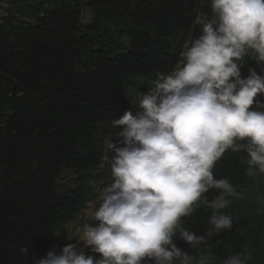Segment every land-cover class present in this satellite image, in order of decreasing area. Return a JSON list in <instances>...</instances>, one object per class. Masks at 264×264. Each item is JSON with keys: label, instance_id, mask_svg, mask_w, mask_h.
Returning a JSON list of instances; mask_svg holds the SVG:
<instances>
[{"label": "trees", "instance_id": "trees-1", "mask_svg": "<svg viewBox=\"0 0 264 264\" xmlns=\"http://www.w3.org/2000/svg\"><path fill=\"white\" fill-rule=\"evenodd\" d=\"M0 15V264H33L57 253L109 178L107 138L118 144L113 119L139 110V93L182 63L202 32L211 0H5ZM85 8L92 12L82 21ZM241 78L264 65L245 56ZM257 100L264 101V94ZM256 106L253 105V108ZM264 110V109H261ZM119 146V144H118ZM113 155L108 153L109 159ZM247 153L226 151L213 169L236 191L221 211L233 226L197 247L177 230L173 242L212 264L236 253L264 264V177L249 178ZM222 190L204 194L209 201ZM203 199V198H202ZM202 201L181 224L199 235L213 226ZM28 246L29 257L19 252ZM97 259L100 257H96ZM143 264H154L145 260Z\"/></svg>", "mask_w": 264, "mask_h": 264}, {"label": "clouds", "instance_id": "clouds-1", "mask_svg": "<svg viewBox=\"0 0 264 264\" xmlns=\"http://www.w3.org/2000/svg\"><path fill=\"white\" fill-rule=\"evenodd\" d=\"M211 10L196 16L202 34L181 53L180 66L159 73L154 86L139 93L135 114L112 120L122 139L108 145L110 182L77 228L76 243L32 256L33 264H212V256H190L173 238L179 230L197 247L232 228V216L221 210L239 193L213 174L226 151L246 152L245 175L264 177V101L256 99L264 94V67L261 74L250 67L241 78L238 63L247 56L264 65V0H211ZM210 189L222 191L209 201ZM201 201L213 210V227L198 236L181 218ZM89 247L100 258L86 255ZM19 252L31 255L28 246ZM250 258L236 253L222 264Z\"/></svg>", "mask_w": 264, "mask_h": 264}, {"label": "rangeland", "instance_id": "rangeland-1", "mask_svg": "<svg viewBox=\"0 0 264 264\" xmlns=\"http://www.w3.org/2000/svg\"><path fill=\"white\" fill-rule=\"evenodd\" d=\"M6 7H7V2L5 0H0V15H2L5 12ZM91 19H92V12H91V10L89 8H85L84 11H83V14H82V21L84 23H89L91 21ZM111 142H112L111 139L110 138H107V145H109ZM109 182H110V167H109V178L107 179L106 182L102 183L98 187V189H97V196H98L99 192L105 186H107V184ZM97 196H96V198L94 200L90 201L87 204V206L82 210V212L78 216L77 220H75L73 222H70L68 224V226H67L68 227V236H67V238H66V240H65V242L63 244V247L66 244H69V243H76V240L75 239H76V230H77V228L80 227V225L83 223V221H84V219H85L86 216H88V218L90 219V212H91V210H93L94 208L98 207V203L99 202L97 200ZM98 223H99L98 221H93L92 222L93 226L98 225ZM85 253H86V255H92L95 258L96 257H100V255H101L99 253H92L91 250H90V247L85 249Z\"/></svg>", "mask_w": 264, "mask_h": 264}]
</instances>
